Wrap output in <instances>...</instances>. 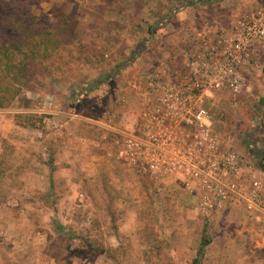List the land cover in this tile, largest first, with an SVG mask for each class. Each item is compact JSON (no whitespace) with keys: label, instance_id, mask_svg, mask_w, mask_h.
Listing matches in <instances>:
<instances>
[{"label":"rangeland","instance_id":"rangeland-1","mask_svg":"<svg viewBox=\"0 0 264 264\" xmlns=\"http://www.w3.org/2000/svg\"><path fill=\"white\" fill-rule=\"evenodd\" d=\"M262 4L0 0L3 47L18 63L22 50L34 53L19 94L0 108V264H264V221L243 205L207 215L178 182L161 185L107 158L93 167L92 157L79 166L63 159V109L81 114L82 132L92 125L84 117L112 125L128 118L133 127L144 71L173 64L204 25L227 24ZM225 96L213 106L216 128L250 153L264 140V58L238 102ZM68 166L78 190L65 180Z\"/></svg>","mask_w":264,"mask_h":264},{"label":"built area","instance_id":"built-area-1","mask_svg":"<svg viewBox=\"0 0 264 264\" xmlns=\"http://www.w3.org/2000/svg\"><path fill=\"white\" fill-rule=\"evenodd\" d=\"M264 48V4L227 24L193 32L173 64L144 71L140 110L118 132L116 156L157 183L183 184L205 214L243 205L264 221V159L229 142L215 125L214 105L238 102Z\"/></svg>","mask_w":264,"mask_h":264},{"label":"crops","instance_id":"crops-1","mask_svg":"<svg viewBox=\"0 0 264 264\" xmlns=\"http://www.w3.org/2000/svg\"><path fill=\"white\" fill-rule=\"evenodd\" d=\"M263 58H264V48L261 47L259 55H258V61L260 62V60ZM68 107L69 106H67V110L63 109V137H65V142L63 145L64 162H66V157L70 156V158H67V162L75 164L76 166L77 165L79 166V164H81V161L86 162V161L90 160L91 157H92V159L88 163V165L91 167L97 166V162L103 161L105 158H107L109 160V162H111V163L118 161V162L125 164L116 156V152L113 149L115 141L117 140V136H118L117 133L118 132H115L113 129H111V127L122 129V130L123 129H131L132 128L131 125L133 123L128 124L127 122L129 120L127 118L126 119L127 121L124 124L116 123V124L112 125L111 123L106 122L105 120H102V119L84 117L88 120H92L93 122L90 121L92 123V125L89 126V129L87 128L84 130V132H82L83 131L82 123L85 122L84 120H82L83 117L81 116V114L79 112L72 113V111L70 109H68ZM126 114H128V112ZM126 114H125V116H126ZM72 119L74 121H72ZM109 120H111V118ZM113 120H115V118H113ZM88 131L96 133L95 138L93 140L87 139V137H88L87 132ZM253 134L255 135L256 139H257V136L261 137V132H254ZM86 147H89L90 152L85 151ZM252 147H253V152H254L255 156L257 157V159H259V158L264 159V140L259 139L258 142L256 144H254ZM83 162H82V164H83ZM66 169H67V171H64V173L66 175L65 176L66 182L69 184L71 190L73 188V185L78 190L80 181L77 179H74L72 177V175L69 172V169H70L69 166ZM173 182H174V179L169 178L168 180H166L165 183H162L161 185H169ZM66 193H69V191ZM68 195H70V194H68ZM73 195H75V193H72V196ZM78 195L80 197H85V194L83 192H81L80 190H79ZM82 199H84V198H82ZM127 200L128 199H126L124 202H126ZM114 201H117V199ZM118 201H119V199H118ZM114 211H117V210H114ZM117 213L119 214V211H117ZM132 215L133 214L131 212H129L127 214V217H125V218H129ZM254 217L259 218L261 220V216H259V215H253V218ZM132 232H135V230L133 228H131V230H128V234H132ZM118 243L111 242L108 245L110 247H117Z\"/></svg>","mask_w":264,"mask_h":264},{"label":"trees","instance_id":"trees-1","mask_svg":"<svg viewBox=\"0 0 264 264\" xmlns=\"http://www.w3.org/2000/svg\"><path fill=\"white\" fill-rule=\"evenodd\" d=\"M21 52L23 59L19 60V63L22 64L18 66L16 54L11 50V47H3V43L0 42V108H5L13 102L21 90L19 84L24 83L27 79V72L25 71L27 59H32L34 53L25 50ZM262 101L264 103V98ZM28 124L33 125L31 121ZM251 152L254 154L253 147Z\"/></svg>","mask_w":264,"mask_h":264}]
</instances>
